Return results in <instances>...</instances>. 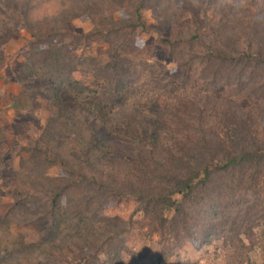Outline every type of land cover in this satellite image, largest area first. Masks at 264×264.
I'll return each instance as SVG.
<instances>
[{
    "label": "trees",
    "instance_id": "obj_1",
    "mask_svg": "<svg viewBox=\"0 0 264 264\" xmlns=\"http://www.w3.org/2000/svg\"><path fill=\"white\" fill-rule=\"evenodd\" d=\"M32 1L5 4L19 13L16 31L26 28L31 34L18 81L28 86L24 93L33 110L43 107L36 96L47 95L54 119L43 128L44 142L33 138L28 156H18L11 176L22 180L15 204L35 228L45 227L41 239L66 220L70 233L56 250H78L72 264H123L124 232L103 219L106 202L121 185L142 202L147 222L141 226L170 246L160 261L190 237L200 243L227 237L234 245L232 262L250 259L252 246L245 239L264 219V8L257 7L259 0H90L85 10L94 27L75 36L69 15L33 20ZM115 8H122V18H115ZM238 11L242 16L235 17ZM148 12L153 24L146 21ZM156 23L172 28L174 36L160 34V41L173 68L160 61L163 49L142 47V32L161 31ZM96 42V55L75 51ZM0 48L4 52L1 38ZM79 72H91L117 94L138 89L136 83L150 73L163 100L155 106L163 107L164 118L157 122L124 109L121 113L132 115L106 120L100 105L91 116L69 102L73 95L98 93ZM28 75L43 78L46 91L29 86ZM224 86L232 92L218 96ZM117 134L135 140L137 159L122 158V143L111 139ZM9 143L0 135L1 159L14 150ZM56 167L59 173L51 175Z\"/></svg>",
    "mask_w": 264,
    "mask_h": 264
},
{
    "label": "rangeland",
    "instance_id": "obj_2",
    "mask_svg": "<svg viewBox=\"0 0 264 264\" xmlns=\"http://www.w3.org/2000/svg\"><path fill=\"white\" fill-rule=\"evenodd\" d=\"M23 1L16 0L17 3H23ZM89 1L33 0L34 7L30 10V15L33 20L43 19L49 22L57 21L64 15H69L72 18L69 22L73 31L72 34L74 36L86 34L94 27L93 17L88 15L89 10H85ZM92 1L94 2V0ZM234 1L229 0L231 3ZM259 2L260 6L257 7L261 8L263 6L264 8V0H259ZM5 4H7V0H0V38L5 48L4 52L0 48V135L4 134L6 136L8 142H10L9 145L14 150H9L10 154L4 158L5 161L0 158V264H72L73 252L78 253V250L70 251L67 249L62 252L56 250V247L62 243L63 238L69 236L70 232L66 220L60 222L57 230L51 231L41 239L42 234L45 233L41 228L45 229V227L35 228L28 219V214L24 213L15 204L17 200L15 195L16 186L22 183V180L18 178L16 180L11 174L14 168L18 167L20 155L28 156L25 150L30 147L33 138L39 137L44 142V139L42 140L43 128L48 121L50 122L54 118L47 105L49 103L47 95L46 98L41 95L36 96L39 105L43 106L41 110H33L27 104L24 89L28 86L24 87L18 81V75L24 74L21 63L24 61L25 55L22 49L31 39V34L26 28L16 31L15 21L20 18L19 13L7 8V6L13 5ZM20 7L26 10V7L21 5ZM122 13V8H115L113 11V15L118 19L122 18ZM73 14L77 17H72ZM229 14H232V12L230 11ZM237 14L235 17H239V14L242 16L240 11ZM54 17L57 19H53ZM152 18L151 13L148 12L146 17L148 24H153L154 20ZM156 27L160 28L161 31L151 29L140 34L142 47L147 50L153 49L156 52L163 49L165 52H161L160 61L165 63L168 68H173L175 66L174 60H168L166 55L168 47L166 48L160 41V34L174 36L172 28L157 23ZM70 39L71 37L67 38L66 42H69ZM99 46L100 43L98 42L89 46L86 45V47L82 44L75 51L78 55H83L82 57L96 55ZM5 63L11 66L9 70L3 69ZM87 74L82 75L79 72L77 75L90 84L98 93L95 98L91 92L79 98L73 95L69 102L75 107L81 106L80 108L84 109L85 112H88L91 116H96V108L100 105L102 117L106 120L111 119V117L117 118L120 115L124 117L131 116L132 114L127 112L121 113V110L125 109L134 113L144 112L148 115L149 120L152 118L154 121H161L163 107L155 106V104L161 102L163 105V100L159 101L161 99L158 98L156 93L160 92V89H154L150 73L148 77L136 83L138 89L119 94L109 91V87L105 82L90 76L91 72ZM28 77L30 79L29 86H36L39 90L44 89L43 85L46 82L43 78H36L31 75H28ZM22 78L25 77L22 76ZM46 89L44 90L46 91ZM193 90L194 92L198 91L197 87ZM224 92L230 93L232 88L224 86L217 95L222 96ZM111 139L113 143H118V141L122 143V158L124 160L137 159L138 147L134 142L135 140L119 134L111 136ZM50 172L51 175H57L59 170L56 167L52 168ZM124 192L123 186L119 185L114 196L112 195L113 197L109 199L110 202H106L107 207L104 210L105 217L103 218L112 220L111 223L117 225L124 232L123 264H237L232 262L234 245L232 246L227 237V241L225 239L208 240L206 238L203 239L202 243L194 241L191 237H186L188 240L182 247H177V249H174L173 255L160 261L162 256L168 255L170 246L161 240L159 234L149 235L150 228L148 226H141L147 222L143 219L142 202ZM38 202V199L34 198L32 205L36 207ZM260 223V226L254 229L245 239L247 244L252 246V251L248 255L250 259L241 264H264V219ZM198 230L201 232L200 226ZM33 240H38V245L28 244ZM21 246H24L23 250L18 249ZM101 257L106 258L104 255Z\"/></svg>",
    "mask_w": 264,
    "mask_h": 264
}]
</instances>
